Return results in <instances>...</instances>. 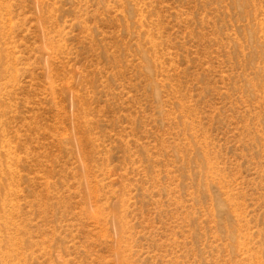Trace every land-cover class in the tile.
<instances>
[{"label":"rangeland","instance_id":"374dc122","mask_svg":"<svg viewBox=\"0 0 264 264\" xmlns=\"http://www.w3.org/2000/svg\"><path fill=\"white\" fill-rule=\"evenodd\" d=\"M0 264H264V0H0Z\"/></svg>","mask_w":264,"mask_h":264}]
</instances>
